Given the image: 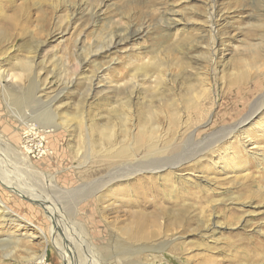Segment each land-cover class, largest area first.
<instances>
[{
	"label": "rangeland",
	"instance_id": "obj_1",
	"mask_svg": "<svg viewBox=\"0 0 264 264\" xmlns=\"http://www.w3.org/2000/svg\"><path fill=\"white\" fill-rule=\"evenodd\" d=\"M258 102L209 152L206 136ZM151 115L163 151L112 159ZM31 120L53 135L26 165L18 130ZM0 174L10 182L0 180V201L14 213H0V264H65L54 240L69 241L71 264H264V0H0ZM35 192L59 226L28 201ZM138 233L151 235L150 249H137Z\"/></svg>",
	"mask_w": 264,
	"mask_h": 264
},
{
	"label": "bare ground",
	"instance_id": "obj_2",
	"mask_svg": "<svg viewBox=\"0 0 264 264\" xmlns=\"http://www.w3.org/2000/svg\"><path fill=\"white\" fill-rule=\"evenodd\" d=\"M168 21V20H167ZM175 24H177L176 23V20H170V24L168 25V27H170V28H173L174 26H175ZM146 29L147 28H140V29H135V30H131L128 34L126 33V35H118L117 37H115V38H111L110 40H109V42H108V44H107V47L106 48H104V49H107V51L109 50V48H113V47H116L117 45H119L121 42H123V41H125V40H127V39H129V38H132V40H134L133 38H138V37H140L141 35L143 36V35H145L146 33H147V31H146ZM131 40V39H130ZM118 47V46H117ZM100 50H102V49H100L99 48V50H98V52H100ZM255 50V49H254ZM95 51H97V50H95ZM94 51V52H95ZM111 51V50H110ZM93 52V56H97L98 55V52L96 53H94ZM102 52V51H101ZM103 53V52H102ZM246 55V54H245ZM254 59V58H253ZM85 60V59H84ZM261 60H262V58H261ZM239 63V62H238ZM243 63L241 62L240 63V65L239 66H241V67H243V68H241L240 70L242 71L243 69H245L244 68V66L242 65ZM254 64V63H253ZM252 64V65H253ZM250 66V67H253V66ZM240 68V67H239ZM249 68V67H248ZM28 69V68H27ZM245 71V70H244ZM244 73V72H243ZM240 74H242V73H240ZM239 74V75H240ZM149 78V80L150 79H152V80H150L151 82H153V83H155L156 84V81L157 80H159V77H158V75H156V76H150V77H148ZM244 79H245V76H244ZM240 78H238V81L240 82ZM160 82V81H159ZM196 92V91H195ZM201 94V93H200ZM11 97V96H10ZM203 96L201 95L199 98H200V100H201V98H202ZM261 98H260V100H262L263 98V96H260ZM29 99H31L32 100V98H31V96L29 97ZM29 101V100H28ZM194 101H195V98H194ZM202 101V100H201ZM13 102L14 103H17V105H18V103L20 104V100H19V98H16V97H14V100H13ZM186 102L188 103V104H190L191 105V103L193 102V98H192V100H186ZM169 104H167V106H168ZM172 105H170V107H171ZM197 106H198V104H197ZM189 107V106H188ZM262 107H263V105L261 106V105H259V102L258 103H254V106L252 105L251 107H250V113L247 115V116H245L244 118H243V120L242 121H239L238 123H235V125H232L231 127L229 126V127H225V129H221V130H218V131H216V132H214V133H211L210 135H208V136H206V139H209L208 141H207V148L208 147H210L209 148V152H212L211 150H213L215 147H217L216 145L218 144V145H220V144H222L223 142H225V141H228L231 137H232V135L236 132V131H238V129H240L241 127H243L244 126V124H246L247 122H249L253 117H255L260 111H261V109H262ZM201 112L202 110H200V105H199V107H197L194 111H192V112H195L196 114L198 113V112ZM149 112V111H148ZM165 112V111H164ZM163 112V113H164ZM199 112V113H200ZM153 113H155V112H153ZM189 113V112H188ZM157 114H159V113H157ZM154 115V114H153ZM153 115H151L152 117L150 118L149 117V119H143L142 120V124L139 126V130H138V134L135 136V140H134V145H132L131 147H126V148H121L120 150H118L116 153H115V155H114V157L112 158V159H116L117 161H126V160H129L130 158H131V154H130V152L132 153V151H136V150H138V149H141L142 148V152L144 153V156H146V154L147 155H151V153H153V154H159V153H161L162 151H163V149H161V150H158L157 148H158V141L157 140H160L159 142H160V144L159 145H161V141L163 140V135L161 136V134L159 133V131H160V125H158L157 124V122H152L153 121V119H155L156 117L155 116H153ZM199 115H201V113L200 114H198V116ZM159 116H161V114H159ZM177 114L175 113V112H165V116H164V118L166 119V120H168L169 121V124L172 126H175V128H176V123H177ZM43 117H47V116H45V114H44V116ZM158 118V117H157ZM198 118H200V117H198ZM159 119V118H158ZM241 120V119H240ZM33 122V120H31V121H29L28 122V126H26L25 128H23V129H21L20 131L18 130V132H19V136H18V144H19V140H20V149L22 150H20L21 151V154H18L17 152H15V154L17 153V156L19 157V159L20 160H22V162H24L26 165H28L29 164V159L31 160V157L32 158H34V159H39V158H35V154H37L38 153V157H40V155H39V153H42L41 155H43L44 153H46V152H44V147H46V141L47 140H49V137H50V135L52 134V131H51V129H50V127H48V126H44V127H42L43 128V130H41V131H37V129H36V127H35V123H32ZM35 122V121H34ZM48 122H50L51 123V118H47V120H45L44 121V123H48ZM36 123H38V122H36ZM168 124V125H169ZM48 125V124H47ZM163 127V126H162ZM166 127V126H165ZM170 128V133H173V127L171 128V127H169ZM162 129V128H161ZM16 130H17V128H16ZM187 130V129H186ZM185 130V131H186ZM108 130L106 129H104V131L102 132L103 133V135L105 136V138L108 140V135H109V132H107ZM184 131V132H185ZM161 132V131H160ZM182 134V133H181ZM194 134H197V132L196 133H194ZM237 134V133H236ZM14 135V134H13ZM16 135H18V134H16ZM53 135V134H52ZM111 135V134H110ZM168 135V134H167ZM234 136V135H233ZM34 141V143H35V145H42V147H40V150H36L35 149V147H31V148H28V146H27V144L28 143H30V142H33ZM164 142V141H163ZM162 142V143H163ZM164 144V143H163ZM22 146L24 147V148H22ZM160 147V146H159ZM200 148H203V149H199L198 151H195L196 153H198V155L200 156V155H202L203 154V152H204V150L206 149V147H200ZM258 147H256V145L255 144H253L252 145V148L251 149H257ZM259 149V148H258ZM166 150V149H165ZM214 151V150H213ZM151 152V153H150ZM199 152L201 153V154H199ZM32 155H34V157L32 156ZM196 155V154H195ZM31 156V157H30ZM28 157H30V158H28ZM198 157V156H197ZM196 157V158H197ZM43 157H40V159L39 160H41ZM181 162V161H180ZM132 164V163H131ZM152 165V166H151ZM150 166H148V167H146V168H143V169H140V170H137V171H134V170H136V169H133L132 171L133 172H131L129 175H125L123 178H121L120 179V181L121 180H126V179H129L131 176H135V175H137L138 173H142V172H146V173H150V174H157V173H159L160 171L162 172V170H166V169H176L178 166H179V162L178 163H174V164H170V166H168V167H160V168H157V166H158V164L157 163H152ZM133 166L134 165H132V166H130L129 168H133ZM0 180L2 181V183H4L5 184V182L6 183H10L9 182V180L8 179H6L3 175H1L0 174ZM112 180V179H111ZM109 185H112V182L109 184ZM17 191H18V193L21 195L20 197L21 198H25V194H23L22 193V191L21 190H18V188L16 189ZM44 190V189H43ZM137 191H139V192H141V193H143L144 191H143V189H141V188H137ZM40 195L41 194H39L38 192H35V195H32V193H26V196L27 197H29L30 199H28V201L29 200H31V202L32 203H34L35 202V204L36 203H38L37 205L39 206V207H41V208H43L44 210H45V212H46V215L48 216V218H49V220H50V222L52 223V225H53V227L56 225V226H59V222H60V220H59V217L57 218V214H56V212H57V209H55L54 208V206H51L49 203H47L46 202V199H44V197L42 198V197H40ZM27 200V199H26ZM0 213L1 214H4V213H8V214H11L12 215V213H13V210H11L10 208H8V207H6L5 206V204L2 202V201H0ZM14 214V213H13ZM137 230H140V231H142V226L141 225H139V227H138V229ZM131 238L132 239H135V240H137L138 241V243H139V246H138V250H145V249H150V247L151 246H149V245H146V244H148L147 242H150L151 241V239H152V237H151V235H145V234H140V233H138V234H133L132 236H131ZM132 239H130V240H132ZM140 242H143V243H145L144 244V246H140ZM54 246H55V248H56V250H57V252H58V254H59V256L61 257V259H63V261L65 262V264H71L72 263V261L73 260H71L70 259V257H67L66 255H65V250L67 249L68 250V248H67V246H66V244L67 243H69V241H67V240H65V242H61V240L59 241H55L54 240ZM167 243H165V242H163V243H161L160 245H159V248H161L162 246H164V245H166ZM89 246H90V244L88 243V248H89ZM69 247H70V245H69ZM76 247V246H75ZM134 248H135V246H133ZM88 248H87V250H88ZM102 248V247H101ZM105 248V247H104ZM103 248V249H104ZM90 249V248H89ZM69 250H71L72 251V249H71V247L69 248ZM127 250V249H126ZM88 251H90L91 252V250H88ZM71 253V252H70ZM72 254V253H71ZM93 255V254H92ZM68 256H69V254H68ZM74 257V256H73ZM94 258V257H93ZM113 258H115V257H113ZM95 259V258H94ZM85 261V260H84ZM86 262V261H85ZM99 263V262H98ZM39 264H44V262L43 261H41ZM87 264V263H86ZM101 264H102V262H101ZM130 264H137V263H134V262H132L131 261V263Z\"/></svg>",
	"mask_w": 264,
	"mask_h": 264
},
{
	"label": "built area",
	"instance_id": "obj_3",
	"mask_svg": "<svg viewBox=\"0 0 264 264\" xmlns=\"http://www.w3.org/2000/svg\"><path fill=\"white\" fill-rule=\"evenodd\" d=\"M34 156V155H33Z\"/></svg>",
	"mask_w": 264,
	"mask_h": 264
}]
</instances>
